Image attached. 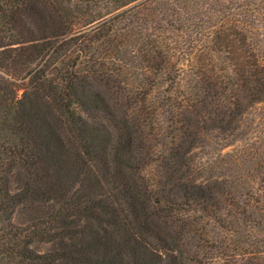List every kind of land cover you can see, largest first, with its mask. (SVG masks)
<instances>
[{"label": "trees", "instance_id": "1", "mask_svg": "<svg viewBox=\"0 0 264 264\" xmlns=\"http://www.w3.org/2000/svg\"><path fill=\"white\" fill-rule=\"evenodd\" d=\"M261 103L264 0H0V264H264V153L191 157Z\"/></svg>", "mask_w": 264, "mask_h": 264}, {"label": "rangeland", "instance_id": "2", "mask_svg": "<svg viewBox=\"0 0 264 264\" xmlns=\"http://www.w3.org/2000/svg\"><path fill=\"white\" fill-rule=\"evenodd\" d=\"M22 93L23 90H20L19 96ZM238 151L242 152L245 159H250L251 154L256 151L264 153V104H256L249 108L239 119L238 129L231 135L214 131L204 138L191 154L197 177L201 181L221 178L225 172H229L234 163L229 156L237 154ZM259 157L244 167L250 170L258 168L256 175L261 176L260 167L263 166V160L258 159ZM36 249L44 253L48 247L37 246Z\"/></svg>", "mask_w": 264, "mask_h": 264}]
</instances>
